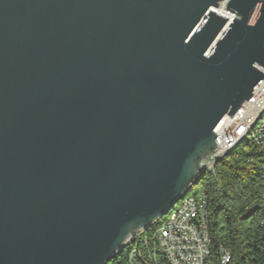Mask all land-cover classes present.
Returning <instances> with one entry per match:
<instances>
[{
    "label": "water",
    "instance_id": "water-1",
    "mask_svg": "<svg viewBox=\"0 0 264 264\" xmlns=\"http://www.w3.org/2000/svg\"><path fill=\"white\" fill-rule=\"evenodd\" d=\"M0 0V264H107L198 183L264 81V0Z\"/></svg>",
    "mask_w": 264,
    "mask_h": 264
},
{
    "label": "built area",
    "instance_id": "built-area-1",
    "mask_svg": "<svg viewBox=\"0 0 264 264\" xmlns=\"http://www.w3.org/2000/svg\"><path fill=\"white\" fill-rule=\"evenodd\" d=\"M227 1L219 8L224 9ZM227 16L230 21L237 17L231 12ZM214 132L217 147L206 171H214L222 158L246 140H252L264 153V81L234 115L223 117ZM192 190L193 186L147 230L136 233L125 247V260L115 261L118 256L112 264H229L231 253L225 248L218 260H211L208 198L203 189L195 194Z\"/></svg>",
    "mask_w": 264,
    "mask_h": 264
},
{
    "label": "trees",
    "instance_id": "trees-1",
    "mask_svg": "<svg viewBox=\"0 0 264 264\" xmlns=\"http://www.w3.org/2000/svg\"><path fill=\"white\" fill-rule=\"evenodd\" d=\"M263 169L264 153L246 140L222 158L214 171L200 176L198 184L208 198L211 260H218L225 248L231 253L229 264H264ZM127 250L115 261L123 262Z\"/></svg>",
    "mask_w": 264,
    "mask_h": 264
},
{
    "label": "rangeland",
    "instance_id": "rangeland-1",
    "mask_svg": "<svg viewBox=\"0 0 264 264\" xmlns=\"http://www.w3.org/2000/svg\"><path fill=\"white\" fill-rule=\"evenodd\" d=\"M201 185L200 184H194L193 185V190L191 191V193L195 194L197 191H201ZM109 264H112V262H110Z\"/></svg>",
    "mask_w": 264,
    "mask_h": 264
},
{
    "label": "bare ground",
    "instance_id": "bare-ground-1",
    "mask_svg": "<svg viewBox=\"0 0 264 264\" xmlns=\"http://www.w3.org/2000/svg\"><path fill=\"white\" fill-rule=\"evenodd\" d=\"M216 10H217L218 13L224 14L225 16H227V12L223 8H219V9H216Z\"/></svg>",
    "mask_w": 264,
    "mask_h": 264
}]
</instances>
